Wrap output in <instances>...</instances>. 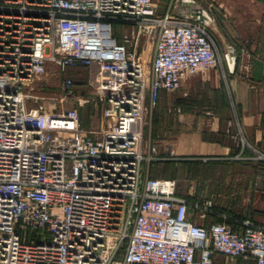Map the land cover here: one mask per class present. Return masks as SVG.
I'll return each mask as SVG.
<instances>
[{
    "label": "built area",
    "instance_id": "2783aa9c",
    "mask_svg": "<svg viewBox=\"0 0 264 264\" xmlns=\"http://www.w3.org/2000/svg\"><path fill=\"white\" fill-rule=\"evenodd\" d=\"M213 23L195 0L162 13L154 0H0V264H264V221L190 201L176 180L149 174L145 130L161 93L211 69L233 73L235 50L218 52ZM49 65L108 82L94 87L101 126L81 128L88 100L62 107L75 101L71 79L59 100L40 95ZM239 135L234 159L264 162Z\"/></svg>",
    "mask_w": 264,
    "mask_h": 264
},
{
    "label": "crops",
    "instance_id": "0c3cea01",
    "mask_svg": "<svg viewBox=\"0 0 264 264\" xmlns=\"http://www.w3.org/2000/svg\"><path fill=\"white\" fill-rule=\"evenodd\" d=\"M197 2L209 9L214 18L209 34L218 51L231 47L242 53H238L231 74L211 69L184 80V96L196 88L204 89L207 94H214L215 105L207 104L199 112L189 106L175 116L173 124L178 125V130L174 136L169 133L173 139L169 159L189 164L206 159L203 182L205 192L213 195L215 210L237 220L261 224L264 221V165L258 166L249 160L252 156L249 151L244 152L245 160L234 157L238 154L239 133L251 146L264 152V0ZM168 95L162 92L158 104ZM162 110L163 106L157 107L155 119L158 120ZM226 164H233L232 168L223 169ZM214 264L255 263L250 258L229 262L216 255Z\"/></svg>",
    "mask_w": 264,
    "mask_h": 264
},
{
    "label": "rangeland",
    "instance_id": "374dc122",
    "mask_svg": "<svg viewBox=\"0 0 264 264\" xmlns=\"http://www.w3.org/2000/svg\"><path fill=\"white\" fill-rule=\"evenodd\" d=\"M154 1L157 4L158 13H162L168 8L173 0ZM196 5L200 6L197 0ZM114 29L116 36L119 38L121 36L120 27H114ZM218 52L223 54L225 51L219 50ZM243 52L246 53L248 51ZM234 53L235 61H238L237 55L242 52L235 50ZM221 71L225 74L222 69ZM63 79L72 80V95L75 97V101L69 99L65 100L61 104L62 107L77 108L76 100H88L83 107L77 108L80 116L81 128L86 130L90 127L101 126L102 110L105 102L101 94L95 92L94 87L102 86L104 88L109 86L108 82L101 78L100 74L90 75L87 69L77 68L62 72L56 65H49L47 73L35 82V88L42 89L39 91L41 96L59 100L64 96L61 89ZM185 86V84H182L179 90L169 94L168 96H164L160 100V103L158 104L159 106L157 105V107L163 106L164 110H162V114L159 116L158 120L155 119L157 107L150 117L149 125L145 130V136L151 147L154 148V152L150 155V157L155 160H152L149 164V174L152 177L173 178L177 181L178 194L185 196L190 201L201 203L211 202L212 206H214L212 201L213 195L209 192H205L206 185L204 186L203 182L205 180V170H207V168H205L207 166L205 164L206 162H193L192 164H189L183 161L172 162L171 159H169L172 157L170 155V141L173 140L169 133H172L174 136L178 130V125L173 124V122H175V116L178 115L176 110L179 109L181 112L183 109L188 110L189 106H191V110L199 112L207 104L215 105L213 102V93L207 94L204 89L196 88L195 90L189 92L188 96H184ZM46 106H50L48 102H46ZM54 106L56 109L59 108V104H55ZM232 165L233 164H226L222 168L230 169L232 168ZM145 167L146 166L143 165L144 171ZM209 187L211 186L209 185ZM228 261L230 262L232 259H228Z\"/></svg>",
    "mask_w": 264,
    "mask_h": 264
},
{
    "label": "trees",
    "instance_id": "16d2710c",
    "mask_svg": "<svg viewBox=\"0 0 264 264\" xmlns=\"http://www.w3.org/2000/svg\"><path fill=\"white\" fill-rule=\"evenodd\" d=\"M237 150H238V149H237ZM255 164L258 165V166H263V165H264V162L255 163ZM212 209L215 210V207L212 206ZM215 211H216V210H215ZM224 214L229 215L228 213H224ZM229 216H231V215H229ZM231 217H233V216H231ZM233 218H234V217H233ZM212 221H214V222H218V221H220V219H219L218 217L213 216ZM233 225H235V224H233Z\"/></svg>",
    "mask_w": 264,
    "mask_h": 264
}]
</instances>
